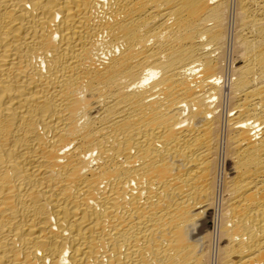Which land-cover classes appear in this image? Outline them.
<instances>
[{"label":"bare ground","instance_id":"6f19581e","mask_svg":"<svg viewBox=\"0 0 264 264\" xmlns=\"http://www.w3.org/2000/svg\"><path fill=\"white\" fill-rule=\"evenodd\" d=\"M233 6L0 0V264H264V0Z\"/></svg>","mask_w":264,"mask_h":264},{"label":"rangeland","instance_id":"374dc122","mask_svg":"<svg viewBox=\"0 0 264 264\" xmlns=\"http://www.w3.org/2000/svg\"><path fill=\"white\" fill-rule=\"evenodd\" d=\"M233 1V2H232ZM233 3V4H232ZM233 5H235V0H230V6H231V12H232V15H233V12H234V10L233 9H235V6H233ZM233 6V7H232ZM231 13H230V18H231ZM232 20H234V16H232ZM235 21H232V24L229 26V28H228V46H227V50H226V58H225V64H226V68L227 67H231L232 66V64L235 62V60H236V56H234L235 55V53L233 52L234 50V48H233V45H232V42H233V36H235L236 35V32L234 31V29L237 31V28H236V26L234 25L235 23H234ZM233 25V26H232ZM235 26V27H234ZM231 27V28H230ZM231 32V33H230ZM233 34V35H232ZM231 37V38H230ZM230 39H232V40H230ZM232 41V42H231ZM229 43H230V45H229ZM233 53V54H232ZM235 58V59H234ZM233 59V60H232ZM232 61V62H231ZM229 63V64H228ZM225 111V112H224ZM226 111H227V109H225V110H223V113H225L226 114ZM222 159V158H221ZM221 162H222V160H221Z\"/></svg>","mask_w":264,"mask_h":264}]
</instances>
